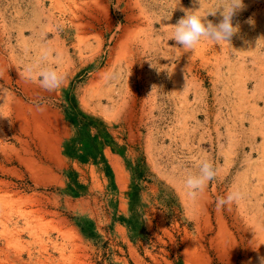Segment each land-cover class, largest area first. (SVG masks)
I'll use <instances>...</instances> for the list:
<instances>
[{"label":"rangeland","instance_id":"rangeland-1","mask_svg":"<svg viewBox=\"0 0 264 264\" xmlns=\"http://www.w3.org/2000/svg\"><path fill=\"white\" fill-rule=\"evenodd\" d=\"M178 3L0 0V264L264 256V0H244L232 48L191 51L165 26L200 5ZM38 63L59 88L25 79ZM86 141L93 156L74 152ZM205 159L218 176L193 204L183 181Z\"/></svg>","mask_w":264,"mask_h":264},{"label":"clouds","instance_id":"clouds-1","mask_svg":"<svg viewBox=\"0 0 264 264\" xmlns=\"http://www.w3.org/2000/svg\"><path fill=\"white\" fill-rule=\"evenodd\" d=\"M193 3H199L200 7L198 10L180 7V11L184 12L183 17L178 19L175 25L165 26L173 29L172 38L175 44L185 51H191L201 43L202 39H206L215 45L226 44L231 47L232 38L238 36L241 32V24L238 20L234 23V17L246 10L247 5H245L244 0H218L215 10L208 12L206 15L200 14L201 0H193ZM179 6L180 0L175 10ZM218 13L222 18L219 23L214 24L211 20L207 19L208 16H217ZM168 20L163 19L162 21ZM245 23L254 25V20L249 18ZM262 39L264 37L259 38L257 42ZM47 58L48 54L45 52L42 56V61L47 60ZM23 71L25 79L39 83L40 87L48 91L59 88L64 80V77L55 68L42 67L39 63L29 65ZM154 89H157L156 85L152 86V91ZM4 91L7 93L9 90L5 89ZM218 172L219 169L213 162L205 159L200 161L198 172L190 173L186 176L183 185L188 198L193 204L197 202L206 186L216 179ZM244 196L245 193L238 189L230 191L225 197L217 199L216 206L217 208H222L234 202H239L244 199ZM257 259L258 264H264V256L258 255ZM248 264H252V262L249 261Z\"/></svg>","mask_w":264,"mask_h":264},{"label":"trees","instance_id":"trees-1","mask_svg":"<svg viewBox=\"0 0 264 264\" xmlns=\"http://www.w3.org/2000/svg\"><path fill=\"white\" fill-rule=\"evenodd\" d=\"M87 135V134H86ZM90 139V138H89ZM88 141V138H87ZM85 144H79L78 146H75L74 152H79V153H85V154H89V155H94L95 152V147L94 145H90L89 142H87Z\"/></svg>","mask_w":264,"mask_h":264}]
</instances>
